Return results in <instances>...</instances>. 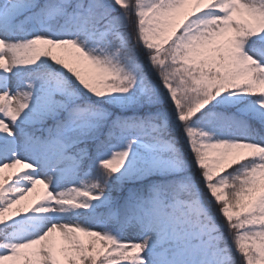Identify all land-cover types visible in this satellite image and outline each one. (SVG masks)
<instances>
[{"label": "snow or ice", "instance_id": "obj_1", "mask_svg": "<svg viewBox=\"0 0 264 264\" xmlns=\"http://www.w3.org/2000/svg\"><path fill=\"white\" fill-rule=\"evenodd\" d=\"M0 264H264V0H0Z\"/></svg>", "mask_w": 264, "mask_h": 264}, {"label": "trees", "instance_id": "obj_2", "mask_svg": "<svg viewBox=\"0 0 264 264\" xmlns=\"http://www.w3.org/2000/svg\"><path fill=\"white\" fill-rule=\"evenodd\" d=\"M205 198L207 199V194H206ZM212 209H213L214 212L216 211L215 205H212Z\"/></svg>", "mask_w": 264, "mask_h": 264}]
</instances>
